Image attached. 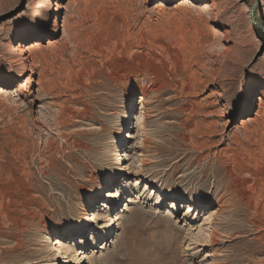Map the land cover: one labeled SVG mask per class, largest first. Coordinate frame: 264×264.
<instances>
[{"label": "rangeland", "instance_id": "obj_1", "mask_svg": "<svg viewBox=\"0 0 264 264\" xmlns=\"http://www.w3.org/2000/svg\"><path fill=\"white\" fill-rule=\"evenodd\" d=\"M263 69L264 0H0V264H264Z\"/></svg>", "mask_w": 264, "mask_h": 264}, {"label": "bare ground", "instance_id": "obj_2", "mask_svg": "<svg viewBox=\"0 0 264 264\" xmlns=\"http://www.w3.org/2000/svg\"><path fill=\"white\" fill-rule=\"evenodd\" d=\"M184 3V2H183ZM230 22V21H229ZM62 26H63V31H66L67 30V20L65 19L64 21H63V24H62ZM17 54H18V60H17V64H19V65H21L22 66V59L24 58V54H25V52H26V49L24 48V47H18L17 49ZM29 65V68H28V70L30 71V75L29 76H27V77H25V79H24V84H26V85H30L31 83H32V77H30L31 76V74H33V72H35L34 71V68H33V60H32V58H30V63L28 64ZM19 70H20V75L22 76L23 74H24V71H26V67L25 66H23V67H21V69L19 68ZM264 70V69H263ZM8 76H6V75H4V76H1L0 77V81L2 82L1 84H5L6 82H4V81H7L8 80V78H7ZM11 80V79H10ZM261 82H263L264 83V77H263V80L261 79L260 81H259V84L261 83ZM4 87H2V85L0 86V95L3 93V92H5V89H3ZM259 102H260V105H259V108L260 107H262L263 106V99H262V97H260V95H259ZM141 112V115L142 114H144V112L143 111H140ZM259 115V114H258ZM262 115V114H261ZM261 115H259V116H261ZM122 134H125V133H123V131L121 130L120 131V135H122ZM121 155H120V153H118V157H117V163L116 164H118L119 162H120V160H122L121 159ZM140 165H141V163H140ZM142 166V168H144V165H141ZM117 168V167H116ZM151 172V175L153 176V177H155V178H159V179H161L162 178V175L160 174V173H158L157 171H155V170H149V173ZM157 180L155 179H153V182H156ZM102 193V190H100L99 191V194H101ZM205 197L207 198V200H206V202H210V201H216L217 202V204H220L221 205V203L222 202H224V196L223 195H221V194H216V195H213L212 193H211V191H207V193H206V195H205ZM213 197V198H212ZM237 200H238V198H237ZM219 206V205H218ZM222 206V205H221ZM220 206V207H221ZM223 210V209H222ZM216 212H220V208H218L217 209V211ZM98 213H96L95 211H92L91 212V218H90V220L91 221H93V222H95V220L96 219H98ZM82 228H79V229H77L78 231H80ZM67 233L68 234H73L72 233V230H69V231H67ZM59 251H63V254L65 255V254H67V248H66V245H65V242H61L60 241V243H59ZM76 260H81V258L79 257H77V255L74 257V255H72L71 253H69L67 256H65V264H68V263H72V264H74V262L76 261Z\"/></svg>", "mask_w": 264, "mask_h": 264}, {"label": "trees", "instance_id": "obj_3", "mask_svg": "<svg viewBox=\"0 0 264 264\" xmlns=\"http://www.w3.org/2000/svg\"><path fill=\"white\" fill-rule=\"evenodd\" d=\"M253 20L255 25L260 26L261 17L258 14H254Z\"/></svg>", "mask_w": 264, "mask_h": 264}]
</instances>
